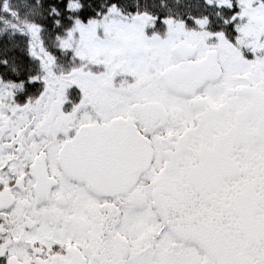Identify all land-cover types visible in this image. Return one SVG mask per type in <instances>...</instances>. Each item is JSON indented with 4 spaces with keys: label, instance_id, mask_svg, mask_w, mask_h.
<instances>
[{
    "label": "snow or ice",
    "instance_id": "snow-or-ice-1",
    "mask_svg": "<svg viewBox=\"0 0 264 264\" xmlns=\"http://www.w3.org/2000/svg\"><path fill=\"white\" fill-rule=\"evenodd\" d=\"M0 264H264V0H0Z\"/></svg>",
    "mask_w": 264,
    "mask_h": 264
}]
</instances>
